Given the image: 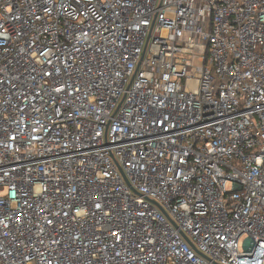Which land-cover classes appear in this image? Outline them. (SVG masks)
<instances>
[{"label": "built area", "instance_id": "obj_1", "mask_svg": "<svg viewBox=\"0 0 264 264\" xmlns=\"http://www.w3.org/2000/svg\"><path fill=\"white\" fill-rule=\"evenodd\" d=\"M0 264H264V0H0Z\"/></svg>", "mask_w": 264, "mask_h": 264}, {"label": "rangeland", "instance_id": "obj_2", "mask_svg": "<svg viewBox=\"0 0 264 264\" xmlns=\"http://www.w3.org/2000/svg\"><path fill=\"white\" fill-rule=\"evenodd\" d=\"M197 64V63H196ZM247 236L246 235H241L239 240H238V244H239V248L242 249L244 242L246 241Z\"/></svg>", "mask_w": 264, "mask_h": 264}, {"label": "water", "instance_id": "obj_3", "mask_svg": "<svg viewBox=\"0 0 264 264\" xmlns=\"http://www.w3.org/2000/svg\"><path fill=\"white\" fill-rule=\"evenodd\" d=\"M123 177H124V179H125V181L127 182V179H126V177L123 175ZM154 204H156V202L155 201H152ZM164 212V211H163ZM165 213V212H164ZM182 234V236L184 237V239L187 241V242H189L190 243V241H189V239L185 236V234H183V233H181Z\"/></svg>", "mask_w": 264, "mask_h": 264}]
</instances>
